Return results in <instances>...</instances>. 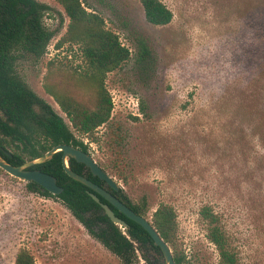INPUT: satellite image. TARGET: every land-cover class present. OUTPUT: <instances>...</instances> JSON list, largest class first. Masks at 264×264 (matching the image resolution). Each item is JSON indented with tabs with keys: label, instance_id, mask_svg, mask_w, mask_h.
<instances>
[{
	"label": "rangeland",
	"instance_id": "obj_1",
	"mask_svg": "<svg viewBox=\"0 0 264 264\" xmlns=\"http://www.w3.org/2000/svg\"><path fill=\"white\" fill-rule=\"evenodd\" d=\"M39 1L56 33L41 58L19 60L17 71L70 123L45 88L47 75L60 89L71 78L67 89L86 101L97 87L73 81L87 68L80 46L57 47L69 24L63 6ZM83 1L131 57L105 77L110 121L96 139L75 134L133 202H147V218L162 202L175 207L189 264H219L200 215L206 204L243 264H264V0H163L174 13L163 26L147 21L141 0ZM23 249L36 264H124L59 198L0 168V264H15ZM137 252L136 264H148Z\"/></svg>",
	"mask_w": 264,
	"mask_h": 264
},
{
	"label": "trees",
	"instance_id": "obj_2",
	"mask_svg": "<svg viewBox=\"0 0 264 264\" xmlns=\"http://www.w3.org/2000/svg\"><path fill=\"white\" fill-rule=\"evenodd\" d=\"M69 17L68 30L58 41L57 47L65 43L77 44L85 58V72L76 76L74 83L83 81L97 87L96 94L89 101L83 100L67 89L68 80L62 81L60 89L50 72L45 82L48 93L55 97L69 122L58 113L44 98L39 96L17 71L19 60L32 56L41 58L55 36V31L44 22L50 6L39 0H0V149L3 157L15 165L28 159L37 158L58 144H72L89 153L88 144L75 134L97 136L98 127L107 124L114 109L112 95L105 85V77L124 64L131 57V50L123 44L119 35L106 26V20L97 11L89 10L83 0H57ZM148 22L163 26L171 23L174 17L163 0H141ZM60 84V82H59ZM58 88V89H57ZM8 150L9 156L2 150ZM63 152L54 154L52 159L36 164L31 168L54 175L64 189L60 194L49 192L36 181H28L31 192L59 198L71 213L84 225L89 234L106 248L118 255L124 264H136L137 250L148 264H166L159 246L149 232L97 194L96 201L85 184L72 178L64 169ZM70 167L110 190L139 214L149 211L147 202H133L124 192L112 189L104 180L93 175L90 168L74 158L69 159ZM101 202L108 203L125 225L116 224L106 213ZM200 215L207 226V237L219 252V264H243L232 237L225 231L221 216L213 206L201 207ZM178 215L175 207L162 202L152 214V223L162 238L173 249L177 264H189L185 251L178 243ZM15 264H36L33 254L20 250Z\"/></svg>",
	"mask_w": 264,
	"mask_h": 264
},
{
	"label": "water",
	"instance_id": "obj_3",
	"mask_svg": "<svg viewBox=\"0 0 264 264\" xmlns=\"http://www.w3.org/2000/svg\"><path fill=\"white\" fill-rule=\"evenodd\" d=\"M5 154L11 155L12 153L8 150H2ZM62 151V163L65 171L75 180L80 181L85 184L89 188L93 189L94 192H90L93 198L100 202L97 194L103 196L109 203L114 205L126 216L136 221L138 224L143 226L149 234L152 236L154 240V244L161 248L163 256L165 258L166 264H177L174 259V254L172 247L170 244L162 238L158 230L153 225L152 221L147 218L145 215L139 214L134 211L130 206H128L124 201H122L118 196L113 194L107 188L100 186L90 180L88 177L77 173L74 171L69 164V159L74 158L80 163H84L88 168H90L93 175L98 176L101 180L106 181V183L115 191H119L121 185L119 181L114 178L106 169H104L95 158L88 152L82 150L80 147L74 146L72 144H58L52 147L49 151L44 153L43 155L26 160L23 164L15 165L6 160L1 154L0 149V168L5 170L7 173L11 174L14 177H18L25 181H36L44 188H46L49 192L53 194H60L63 191V187L58 184L57 178L47 172L41 171L38 168H31L36 164L43 163L49 159H52L54 154ZM97 193V194H96ZM103 208L106 210V213L111 218L113 222L116 224L125 225V222L118 216H116L115 212L110 208L108 203L101 202Z\"/></svg>",
	"mask_w": 264,
	"mask_h": 264
}]
</instances>
